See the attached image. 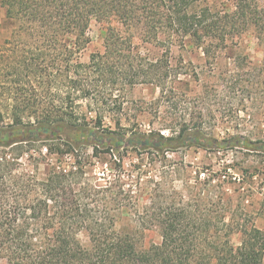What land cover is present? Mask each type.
Segmentation results:
<instances>
[{
    "label": "trees",
    "instance_id": "1",
    "mask_svg": "<svg viewBox=\"0 0 264 264\" xmlns=\"http://www.w3.org/2000/svg\"><path fill=\"white\" fill-rule=\"evenodd\" d=\"M5 4L8 18L19 24V38L37 46L19 62L28 74L40 73L42 91L33 103L25 95L13 97L10 122L0 115V264H263L264 231L242 202L232 222L220 195L177 194L164 203L163 195L142 192V170L138 178L124 166L131 145L164 158L184 144L205 146L203 126L186 120L166 127L165 135L134 131L137 123L126 125L121 117L109 125L106 118L115 108L97 87L100 79L115 82L119 75L129 85L174 90L173 46L192 45L211 61L253 31L264 52V0ZM93 21L104 25L105 51L93 53L88 64L76 62ZM131 29L158 53L137 50L127 35ZM139 199L148 203L141 206ZM128 214L145 228L156 227L161 242L139 248L132 234L117 228ZM84 232L86 243L79 237ZM236 233L239 244L233 242Z\"/></svg>",
    "mask_w": 264,
    "mask_h": 264
},
{
    "label": "rangeland",
    "instance_id": "2",
    "mask_svg": "<svg viewBox=\"0 0 264 264\" xmlns=\"http://www.w3.org/2000/svg\"><path fill=\"white\" fill-rule=\"evenodd\" d=\"M6 1L0 0V115L5 123L12 120L13 97L25 95L33 103L42 91L40 73L30 69L28 74L19 62L30 59L37 46L19 38V24L8 18ZM87 35L89 42L75 56L76 62L88 64L93 53L105 51L103 24L93 21ZM127 35L137 50L158 53L154 45L142 43L137 29ZM46 59L51 62L50 55ZM170 60L178 75L172 83L174 90L162 92L152 83L129 85L119 75L115 82L100 79L97 93L115 108L107 124L114 126L121 117L126 125L137 123L134 131L155 129L168 135L166 127L194 119L203 126L205 146L184 144L164 158L155 149L131 145L124 156L125 168L138 178L141 175L142 192L163 195L164 203L170 204L177 194L185 198L220 195L228 202L227 220L232 222L233 211L242 202L244 212L264 231V52L255 33H246L238 45L211 61L192 45L173 46ZM50 79L48 75L43 79L47 87ZM46 168L41 166L42 173ZM139 203L148 202L139 199ZM234 226L237 229L240 221ZM117 228L132 234L139 248L161 242L156 227H143L132 214L124 215ZM79 237L88 242L85 232ZM233 242L239 244L240 233L233 236Z\"/></svg>",
    "mask_w": 264,
    "mask_h": 264
}]
</instances>
